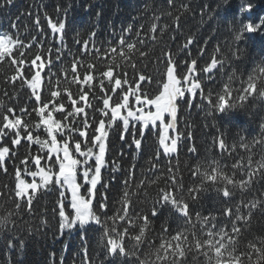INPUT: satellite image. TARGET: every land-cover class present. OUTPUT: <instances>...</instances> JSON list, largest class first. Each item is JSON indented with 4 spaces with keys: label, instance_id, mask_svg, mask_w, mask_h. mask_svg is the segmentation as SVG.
<instances>
[{
    "label": "snow or ice",
    "instance_id": "1",
    "mask_svg": "<svg viewBox=\"0 0 264 264\" xmlns=\"http://www.w3.org/2000/svg\"><path fill=\"white\" fill-rule=\"evenodd\" d=\"M15 2L0 0V10ZM197 8L200 23L209 26L206 39L184 35L182 18ZM83 9L97 24L103 18L102 4ZM71 10L57 4L55 19L45 12L46 27L39 13H26L35 30L23 36L19 23L0 29V176L10 181L0 184L6 249L23 256L27 241L20 233L50 228L47 210L39 226L22 225L38 214L42 198L55 196L54 239L75 232L80 264H264V192L250 195L264 188V46L249 47L257 35L264 39V0H165L163 9L145 2L137 10L144 22L133 16L105 39L89 25L86 38L77 30L70 46ZM221 24L229 33L224 40ZM182 105L205 110L211 120L205 127L215 129L209 152L219 156L201 160L195 143H184L195 161L189 186L179 153L194 133L178 129ZM237 111L254 115L260 131L238 132L230 145ZM113 132L132 159L122 180L105 181ZM153 133L157 142L149 151L146 138ZM146 154L147 167L138 173L136 158ZM111 164L113 173L120 171ZM114 180L121 184L115 208L108 202ZM209 192L217 204L205 214L195 205ZM137 202L147 207L137 210ZM90 232L100 234L95 256H89Z\"/></svg>",
    "mask_w": 264,
    "mask_h": 264
},
{
    "label": "trees",
    "instance_id": "2",
    "mask_svg": "<svg viewBox=\"0 0 264 264\" xmlns=\"http://www.w3.org/2000/svg\"><path fill=\"white\" fill-rule=\"evenodd\" d=\"M152 3L154 7L163 9L165 0H16L14 7H9L5 10H0V29L8 30L10 23H19L21 27V35L23 36L25 32H33L35 26L33 24V16H29L26 13L31 12L33 14L39 13L41 16V23L46 27V21L43 19L45 12L55 19V6L57 4L62 6L72 5V10L69 13V30L67 41L71 46L72 40L74 38L75 32L77 30L81 31L82 37L86 38V31L89 25H95L98 33L100 34L101 39H105L111 32L112 27L114 26L117 31H119L122 24L132 22V17L139 15L140 22H144L145 16L141 11L138 13V9H143L144 3ZM205 0H192L193 5H201ZM219 2V0H216ZM87 3H92L94 6L97 4H102L104 7L103 18L97 24L94 13H86L83 9V6ZM213 8H215V3H213ZM148 17L151 16V12H148ZM20 16V20L17 21L16 17ZM167 16L164 17V20H169ZM206 19V18H205ZM184 24V35L196 34L197 37L207 38L210 34L208 23L201 24L199 20V9L195 16L188 14L186 18H182ZM217 25L212 24V29H216ZM219 36L221 40L228 38L229 33L223 24L219 27ZM164 39L167 41L168 36L165 35ZM183 36L176 37V43H182ZM213 45L209 44V51ZM264 46V39L259 35L256 36L255 41L249 46L253 52H259L261 47ZM175 47V45H173ZM158 54V51H157ZM184 53H179L180 57H183ZM198 56V49L196 47L192 48V57ZM155 90V85H153V91ZM73 91H75V86H73ZM22 100L27 101V97H22ZM252 111V110H250ZM258 111V109H256ZM237 118V127L230 131V134L227 136V141L231 145L235 140H238L237 133L243 132L247 134L252 132V135L259 133L260 129L258 126L257 118L244 111H237L234 114ZM211 125V120L205 114L203 108H197L193 106L191 109H188L186 106L182 105L179 111V123L178 129L181 132L192 131L194 133L193 141H184L181 145V150L179 153L180 169L183 173L184 182L186 186L192 184L191 174L188 169L195 163L191 160V153L183 147L184 143L191 145L195 143L196 147L199 149V158L204 160L206 158H211L216 156L219 158L218 154L213 151L209 152V146L212 142V136L215 132L211 126L205 127V124ZM190 126V127H189ZM226 129H231V125H225ZM254 130V131H253ZM130 139V137H129ZM147 147L149 151L156 144L155 133L147 136ZM109 153L108 160L110 161L108 168L105 170V181H108L110 176H115L122 180L124 175V169L128 168L129 163L132 159L130 153L131 149L128 148L127 144H122L119 140V133L113 132L109 137ZM24 150L21 149L20 155H23ZM123 152V156H121ZM229 164L231 159L227 156L223 158ZM115 161L120 168V171L113 173L111 171V161ZM147 154L144 157H137V169L142 167H147L146 164ZM18 162V161H17ZM12 162L9 161L8 167L9 171L12 170ZM120 180H114L109 186L108 196L109 204L113 208L118 207L116 201L119 199L121 193V184ZM9 179L3 176H0V184L9 183ZM163 186V185H161ZM260 192H264V188H259L258 191L251 193V196H257ZM150 196H155L156 189L155 186L149 189ZM216 197L215 192H209L205 195L201 204L195 205L196 208L202 210L205 214L212 209L214 205L217 204V201L214 199ZM240 194H236V199L238 200ZM100 197L98 196L97 199ZM141 197V201H143ZM55 196H46L39 201L37 205L38 214L35 217L29 218L24 217L26 224L22 225V228H27L31 225L39 226L40 219L39 215L43 214L47 210V216L49 218L50 228L48 230L40 229L39 232L33 231L28 233L22 231L20 233L21 237L27 241L26 249L23 253V256L18 251H8L5 247V234L0 233V264H52L54 258L55 264H60V259L63 257L64 264H80V256H77V252L80 248V240L75 232L71 235H65L64 237H59L54 239V234L56 233L55 220L52 219L51 209L53 207ZM147 207V204L143 202H137V210ZM159 231V225H156V232ZM46 232V234H45ZM155 234V233H154ZM255 234V232H254ZM100 238L99 232H90L88 234V250L89 256H95L101 251L98 247V241ZM65 245L67 247L65 248ZM203 261V258H201Z\"/></svg>",
    "mask_w": 264,
    "mask_h": 264
}]
</instances>
